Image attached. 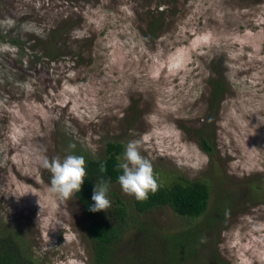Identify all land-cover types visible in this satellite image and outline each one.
<instances>
[{
    "label": "rangeland",
    "instance_id": "rangeland-1",
    "mask_svg": "<svg viewBox=\"0 0 264 264\" xmlns=\"http://www.w3.org/2000/svg\"><path fill=\"white\" fill-rule=\"evenodd\" d=\"M134 139L209 206L140 212L113 182L131 216L107 264H264V0H0V238L17 262L94 264L82 204L38 158L122 143L121 161Z\"/></svg>",
    "mask_w": 264,
    "mask_h": 264
},
{
    "label": "trees",
    "instance_id": "trees-1",
    "mask_svg": "<svg viewBox=\"0 0 264 264\" xmlns=\"http://www.w3.org/2000/svg\"><path fill=\"white\" fill-rule=\"evenodd\" d=\"M209 143L207 139L203 138L202 146L206 151L210 152L212 149ZM121 147L122 143H109L108 154L104 158H89L86 162L87 175L81 190L74 193L82 204L83 215L87 220L86 228L95 242L96 261L94 264L110 263V243L115 241L120 236L122 228L130 223L129 217L131 215L128 212V206L119 198V194L111 189L112 183L118 181L117 177L122 174V171L116 167L120 162L117 156L121 153ZM100 162L106 164L107 171L103 174L99 172ZM101 175L105 179L110 180L108 197L110 198L113 195L116 198V203L111 205L107 212L99 211L94 213L89 211V207L94 203L91 199L93 188ZM158 184V191L155 194L149 193L147 200H135L134 206L138 211L147 212L161 206H170L183 216L196 218L203 214L206 215L210 201V188L206 184L196 182L166 186L159 180ZM188 235L183 233L173 236L175 240H173L172 244L170 243L173 249L177 251L179 247L190 244L191 239ZM12 238V235L0 238V264H21V262H17L18 246ZM26 264L38 263L34 259H28Z\"/></svg>",
    "mask_w": 264,
    "mask_h": 264
},
{
    "label": "clouds",
    "instance_id": "clouds-1",
    "mask_svg": "<svg viewBox=\"0 0 264 264\" xmlns=\"http://www.w3.org/2000/svg\"><path fill=\"white\" fill-rule=\"evenodd\" d=\"M24 87L30 89L31 85L25 83ZM142 141L134 139L126 144L122 160L117 164V169L122 171L117 179L126 195L134 196L138 201L147 200L149 193L155 194L159 189L157 177L154 173L152 162L141 155ZM74 144H69V149H74ZM119 159V158H118ZM42 168L51 173L50 191L61 199H70L74 193L81 190L87 175L86 160L82 155L69 154L61 159L59 156L49 159L46 155L38 158ZM107 171L106 164L100 162L99 172ZM110 180L103 175L98 177L92 194L94 202L89 207L91 212L105 211L111 207L108 197ZM227 214V211H226ZM206 242L201 238V243Z\"/></svg>",
    "mask_w": 264,
    "mask_h": 264
}]
</instances>
